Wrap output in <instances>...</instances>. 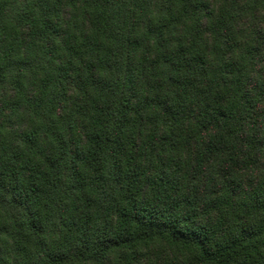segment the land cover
<instances>
[{
  "label": "trees",
  "instance_id": "obj_1",
  "mask_svg": "<svg viewBox=\"0 0 264 264\" xmlns=\"http://www.w3.org/2000/svg\"><path fill=\"white\" fill-rule=\"evenodd\" d=\"M0 264H264V0H0Z\"/></svg>",
  "mask_w": 264,
  "mask_h": 264
}]
</instances>
